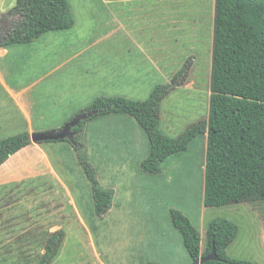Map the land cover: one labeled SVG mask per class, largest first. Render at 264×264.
Wrapping results in <instances>:
<instances>
[{"label": "rangeland", "instance_id": "374dc122", "mask_svg": "<svg viewBox=\"0 0 264 264\" xmlns=\"http://www.w3.org/2000/svg\"><path fill=\"white\" fill-rule=\"evenodd\" d=\"M68 1L76 21L73 30L63 31L70 37L78 36V34L84 35V38L102 34L107 36L112 28L110 23L113 21L112 14L115 11H118L120 19L126 25L127 23L130 25L129 28L135 32L137 38L152 33L159 35L160 31L161 37L164 38L165 32L168 33L167 45L161 47L162 51H165L163 55L167 60L166 73H163L162 77L153 78V81L156 80L154 87H142L139 94L131 95L134 97L129 98L147 99L153 88L159 84L169 83L172 76L189 63L191 68L186 82L166 97L161 104V127L165 133L176 137L193 123L208 119L215 0H153L152 11L151 3L147 0H129L132 2L122 3L113 8L102 5L99 0ZM9 2L14 6L16 0H3L4 6H7L6 4ZM95 2L97 4H94ZM164 21L167 24L166 31ZM59 35L49 33L42 35L48 41H40L38 48L41 51H51L52 54V50L58 49L62 43L57 44V38L66 39V36ZM126 35V32L121 30L116 35L105 38L98 46L90 49L86 56L94 57L102 54L105 58L119 57L121 59L127 55L140 56L144 47L140 46L137 41L133 45ZM65 52L63 49L59 54ZM86 80L91 81L92 75H88ZM62 87L63 85H57L59 89ZM71 87L73 89V86ZM102 91L104 89L101 91L99 89L100 93ZM73 96L77 95L73 93ZM97 96H99L98 91L87 86L86 92L82 93L86 103L83 105L79 95L75 101H72L71 109L65 111L67 117L65 121H68L70 116L78 112L80 108L84 109L91 105ZM52 114L54 115L52 119L40 120L44 124L36 126L35 130L48 132L62 128L64 125H48L55 121L54 118L59 119L63 116L60 111L52 112ZM122 122L124 126L118 125L119 129H128V132L124 133L130 134L133 137L130 141H134L133 149L124 153L127 156L126 159L132 158L130 159L131 164H134L145 154V145L139 140L141 126L129 115ZM90 123H94V120L88 121L84 130L88 129L87 126ZM94 126L88 129V134L92 131L91 135L95 134L96 126ZM19 130L21 129L14 127L8 129V134L0 135V139L14 136L21 132ZM205 136L201 135L194 139L187 152L180 154L177 158L166 160L162 165V173L147 177L140 173H131L126 176L132 180V186H135L132 188L133 197L131 198L135 204L125 207L122 210L123 213H135L137 217L145 219L150 216L160 217V223L156 229L145 231L146 233L140 231L132 238L117 237V227H123L127 223L123 221L115 223L113 221L115 216L112 213L110 215L109 211L106 216L103 215L105 217L97 216L93 207L94 216L91 210L84 212L86 228L84 229L77 219L76 225L80 228L68 231L69 235L65 236L62 247L52 264H150L152 262L190 264L193 260L185 249L181 233L171 220L172 208L181 210L198 227L202 236V250L206 246L207 225L211 220L222 217L233 220L239 226V233L227 248V253L231 257L264 264V202L257 204L242 202L203 208L205 207L203 203L206 161ZM123 139L128 141V139ZM45 143L53 159H60L57 158L61 154L60 147L65 146L66 149L72 147V144L68 142L46 141ZM64 153L66 155L68 151ZM26 156V154H20L13 157L7 167L14 168ZM65 159L72 169L67 168V176L80 182L78 174L82 173L88 183L89 180L83 167L78 164L82 171L80 172L77 163L73 162L71 157ZM77 159L76 157V161H78ZM115 159H119V153L116 154ZM91 163L94 168L95 164H98L94 160H91ZM76 165L78 174L75 170ZM97 166L99 169H96L99 171L100 167L106 168V163ZM37 183H41L39 185L42 186L47 181L28 179L22 183H10L7 187V197L0 200V207L2 206L0 208V226H4L0 228V264H38L45 252L48 238L54 231L60 229L57 225L64 224L63 207L37 205V200L34 203L35 194L33 193ZM101 186L107 188L102 184ZM142 186L144 195L138 193ZM14 188L17 191L14 192ZM154 191L158 192L160 200L157 210L152 203V198L155 197ZM151 192L152 198H150ZM80 194L83 195V190ZM142 199L145 201L144 203H141ZM4 220L7 221L3 224ZM139 221L135 225L138 226ZM136 230L138 231V229Z\"/></svg>", "mask_w": 264, "mask_h": 264}, {"label": "trees", "instance_id": "16d2710c", "mask_svg": "<svg viewBox=\"0 0 264 264\" xmlns=\"http://www.w3.org/2000/svg\"><path fill=\"white\" fill-rule=\"evenodd\" d=\"M214 11L208 119L193 123L176 137L161 127V104L186 82L191 68L188 63L169 83L157 85L145 100L96 98L76 114L86 118L72 128V140H57L67 141L75 149L93 187L97 216L111 209L115 190L101 186L85 154L84 126L96 116L119 112L132 116L149 137L150 151L140 164L142 172L162 173L169 156L186 152L194 138L207 134L204 206L264 202V0H215ZM74 24L68 0H16L0 17V46L29 44L44 33L68 30ZM31 143L29 131L0 139V167ZM171 220L192 260L206 257L215 247L218 259L204 264H257L227 253L239 233L233 220H211L203 250L198 227L181 210L172 208ZM64 238V230L54 231L38 264H52Z\"/></svg>", "mask_w": 264, "mask_h": 264}, {"label": "crops", "instance_id": "0c3cea01", "mask_svg": "<svg viewBox=\"0 0 264 264\" xmlns=\"http://www.w3.org/2000/svg\"><path fill=\"white\" fill-rule=\"evenodd\" d=\"M99 1L102 5L112 6V8L122 3L132 2L129 0ZM147 1L151 3L152 11L154 2L153 0ZM94 4L97 3L95 2ZM6 5L4 6L3 0H0V17L13 7L11 2ZM112 19L113 21L110 23L112 28L107 33V36H103L102 34L101 36L84 38V35L78 34V36L74 35L70 37L68 33L63 32L73 30L76 26V21L71 29L47 32L49 34L66 36V39L57 38V44L59 42L62 43H60L61 46L58 49L52 50V54L51 51H41L38 48L40 41H48L43 37L47 33L42 34L43 36L41 35L37 40L29 44H15L8 47L0 46V135H7L8 129L13 127L21 129L19 132L29 131L30 134L43 131L35 130V127L44 124L40 120L52 119L54 116L52 112L55 111H60L63 116L59 119L54 118L55 121L48 125H65L70 121L71 117L77 116L76 114L83 109L80 108L78 112L70 116L68 121H65L67 119L65 111L71 109L72 101H75L80 95L83 105L86 103L85 98H83L85 94L82 97V93L86 92L87 86H91L98 91L99 96L96 98L100 96H123L129 98L134 97L131 95L139 94V90L142 87H154L153 85L156 80L153 81V78L162 77L163 73H166L167 60L165 55H163L165 51H162L161 47L167 45L168 33L165 32L164 38L161 37V31L159 35L152 33L148 34V36H139L137 38L135 32L129 28L130 25L128 23L126 25L120 19L118 11L112 14ZM166 28L167 24L165 22V31ZM121 30L126 32L127 38L132 41L133 45L138 42L140 46L144 47L140 56L127 55L123 59L119 57L105 58L102 54L94 57L86 56V53L90 49L98 46L105 38L116 35ZM63 49L66 52L59 54ZM88 75H92L91 81L86 80ZM57 85H63V87L59 89ZM71 86H73V89ZM99 89L100 91L104 89L101 92L104 94H101ZM73 93L77 96H73ZM125 114L119 112L96 116L89 120L90 122L94 120V123H90L87 126L90 129L95 124V134L91 135L93 131L88 134V129H86L84 130L83 137L85 141L84 151L88 159L96 161L97 165L106 163V168L100 167L99 171L96 169L98 166L95 164V172L100 184L115 190L112 208L108 213H112L115 216L113 219L115 223L122 221L127 223L123 227H117L120 233L116 231V236L132 238L140 231L146 233L145 231L156 229L159 226L160 217L150 216L145 219L137 217L133 211H131L133 214L123 213L122 211L125 207H131L133 203L135 204L134 200L131 199L133 197L132 188H135V186H132V180L126 176L131 173H140L146 177L154 175L142 172L140 167L142 159H145L150 151V140L142 127L139 132V140L145 145V154L134 164H131L130 159L132 158L126 159L127 156L124 152H130L133 149L134 141H130L133 138L130 134L124 133L128 132V129L124 130L118 127V125L124 126L122 120L128 118V114ZM205 135L207 147V134ZM123 138L128 139V141H125ZM196 138H199V136ZM45 145V142H32L12 155L0 167V200L7 197V187L10 183H22L28 179L47 181L42 186L39 185L41 183H37V187L34 188V203L37 200V205L46 204L50 207H63V222L66 227L64 224L57 226L64 230L65 236H67L69 232L80 228L76 225L77 219L80 225L84 229L86 228L84 212L91 210L94 216L93 187L90 181V183L85 181L82 173L78 174V167L80 172H82L79 166L81 164L78 159L76 161L77 154L75 155L76 151L73 146L68 147V149L65 146L60 147L61 154L60 157H57L60 159H53L51 152ZM65 151H68L66 155ZM118 153L119 159H115ZM20 154H26L27 156L26 158H22L14 168L7 167L13 157ZM180 154L182 153L173 154L166 160L177 158ZM66 157H71L73 162L77 163V165L79 164L78 167L77 165L75 166V170L80 178V182H76L67 176V168L72 169L68 164L69 162L65 159ZM143 186L138 190V193L140 192L144 195L142 191L144 190ZM80 189L83 190V195L80 194ZM137 189L138 187L136 191ZM13 191H17L16 188ZM156 191L153 192L155 197L152 198L151 192L150 198H152V203H154L157 210L160 200L159 194ZM3 193L4 195L2 196ZM144 202V200L141 201V203ZM5 206L7 207L6 203ZM66 217L67 219H65ZM6 221L4 220L3 224ZM137 221H139L138 226L135 225Z\"/></svg>", "mask_w": 264, "mask_h": 264}, {"label": "water", "instance_id": "95a60500", "mask_svg": "<svg viewBox=\"0 0 264 264\" xmlns=\"http://www.w3.org/2000/svg\"><path fill=\"white\" fill-rule=\"evenodd\" d=\"M86 115H77L71 121L66 123L62 128L57 130H52L48 132H35L31 134V140L34 143H42L46 141H57L63 139L72 140L73 131L72 128L76 126L82 119H85ZM218 259L216 248L213 247L212 252L206 257H200L195 260L191 264H204L210 260Z\"/></svg>", "mask_w": 264, "mask_h": 264}]
</instances>
